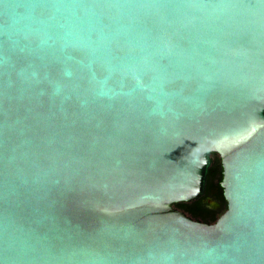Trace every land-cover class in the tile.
<instances>
[{
	"label": "water",
	"instance_id": "water-1",
	"mask_svg": "<svg viewBox=\"0 0 264 264\" xmlns=\"http://www.w3.org/2000/svg\"><path fill=\"white\" fill-rule=\"evenodd\" d=\"M0 264H264V0H0Z\"/></svg>",
	"mask_w": 264,
	"mask_h": 264
},
{
	"label": "trees",
	"instance_id": "trees-1",
	"mask_svg": "<svg viewBox=\"0 0 264 264\" xmlns=\"http://www.w3.org/2000/svg\"><path fill=\"white\" fill-rule=\"evenodd\" d=\"M213 162L211 163L208 173H207V180H206V189L207 192L210 190L217 188L220 193V198L224 202L226 209V200L222 194V188L220 186V180L222 178V165L221 159L219 156L216 155V152L212 153ZM178 208L185 210L189 213L192 217L198 219L200 218L202 221H209L214 222L220 212L218 210H214L210 208L206 202H204V197L201 196L198 199L192 200L190 202H179L175 204Z\"/></svg>",
	"mask_w": 264,
	"mask_h": 264
},
{
	"label": "flooded vegetation",
	"instance_id": "flooded-vegetation-1",
	"mask_svg": "<svg viewBox=\"0 0 264 264\" xmlns=\"http://www.w3.org/2000/svg\"><path fill=\"white\" fill-rule=\"evenodd\" d=\"M216 155L219 156L217 153H216ZM203 197H204V202H206V204L210 208H212L214 210H218L220 212V214L224 212L225 204L222 201V199L220 198V193H219V190L217 188H214V189L210 190L209 192H207V189H206ZM198 219H200V218H198Z\"/></svg>",
	"mask_w": 264,
	"mask_h": 264
}]
</instances>
